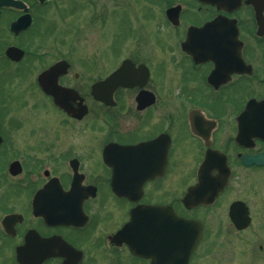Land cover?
I'll list each match as a JSON object with an SVG mask.
<instances>
[{
	"label": "flooded vegetation",
	"instance_id": "flooded-vegetation-1",
	"mask_svg": "<svg viewBox=\"0 0 264 264\" xmlns=\"http://www.w3.org/2000/svg\"><path fill=\"white\" fill-rule=\"evenodd\" d=\"M59 1L0 4V264H151L117 237L139 206L166 207L202 226L188 264L213 252L209 242L221 236L207 225H226L239 237L255 224L264 229L257 216L264 210V111L248 105L264 100V2L259 24L248 0L232 11L176 0L162 10L154 40L129 41V53L100 63L97 73L70 42L43 62L55 42L40 51L49 37L43 33L53 30L46 10L60 16ZM171 7H179L176 21L165 15ZM217 17L235 22L238 56L228 49L199 56L194 49L213 44L187 41L190 28ZM9 49L17 50L13 57ZM59 65L63 73L44 91L39 77ZM120 70L96 100L92 85ZM40 130L47 135L37 136ZM202 182L206 201L186 208L183 196ZM240 253L247 264H264L262 244Z\"/></svg>",
	"mask_w": 264,
	"mask_h": 264
},
{
	"label": "rangeland",
	"instance_id": "rangeland-1",
	"mask_svg": "<svg viewBox=\"0 0 264 264\" xmlns=\"http://www.w3.org/2000/svg\"><path fill=\"white\" fill-rule=\"evenodd\" d=\"M175 3H177L176 0H60L58 2L60 16L53 6L46 10L47 15L51 16L49 24L53 26V30L51 33H43L44 36L49 35V37L45 41L43 47L45 49L40 51L46 52V49L50 48V42L52 40L55 42L52 43L54 51L49 55L45 53L43 62H51L61 56L63 53H59L56 49L65 52L71 47L67 44L70 42L74 43L76 51L79 47L83 49V53L79 56L85 57L86 68L91 67L93 72L98 73L100 63H108L113 58L124 57L129 53L131 48L129 46L133 45V42L154 40L153 33L163 31L160 27L162 10ZM60 18L61 20H59ZM239 18L243 20L246 17L241 15ZM169 39H172V36ZM246 39L250 40V37L246 35ZM129 41L131 44L127 46ZM56 42H66V44L60 46ZM112 46L117 47L116 56L111 53ZM45 58L47 59L45 60ZM74 58L78 59L77 56ZM91 62L97 64V70L93 69L95 67ZM38 63L37 70H40L43 65L40 61ZM89 71L86 69L87 78ZM6 90L11 89L6 88ZM39 114L40 119L44 120L45 111L39 112ZM41 125L44 127L39 126L40 129L47 128V123L44 122ZM41 135L46 136L47 134L45 131L37 133V136ZM262 185L264 186V182ZM263 186H260L259 189L261 195L264 196ZM257 212L259 211L257 210ZM262 214H257V216H264V210H262ZM207 227L212 233L219 231L215 229L216 227L221 229L219 231L221 236L215 237L209 242L213 252H210L206 257L199 255L193 264H247L246 257L241 256L240 252L254 244L255 248L258 244H262L264 247V229H261L257 224L240 237L229 236L226 225L215 223L207 225ZM259 262L263 263V260H259Z\"/></svg>",
	"mask_w": 264,
	"mask_h": 264
},
{
	"label": "water",
	"instance_id": "water-1",
	"mask_svg": "<svg viewBox=\"0 0 264 264\" xmlns=\"http://www.w3.org/2000/svg\"><path fill=\"white\" fill-rule=\"evenodd\" d=\"M43 2L45 0H39ZM208 2L216 6L219 10L224 9L232 11L237 9L241 0H199ZM264 0H248L255 10V18L260 24L261 11ZM3 0H0V4ZM167 18L170 21L177 20L178 14L175 8L166 11ZM176 24V22H175ZM236 29L235 22L229 21L225 18H217L214 21L206 24L201 29H190L187 34V41H193L197 44L198 41L210 42L212 46L197 47L194 49L198 51L199 56H209L210 52H216L217 49L230 51V57H236L235 47ZM229 43L227 46L225 43ZM218 48H217V46ZM16 49H9L7 54L13 57V52ZM17 51V50H16ZM222 56V52L214 54ZM63 65L51 68L39 77V84L44 91L48 92V83L56 81L57 77L63 73ZM121 72V71H119ZM110 76L104 83L110 84L112 80L121 76V74ZM48 81V83H47ZM95 84L92 87V94L97 99V89L103 85ZM55 98L58 106L65 108V104L58 101L59 93L50 92ZM63 95L65 93H62ZM248 105L259 107L264 111V100L261 102H250ZM249 120L256 121L257 118L248 117ZM253 130L258 127H251ZM248 165V162H245ZM119 196L127 195L126 192L115 190ZM208 188L205 182L198 184V186L191 188L183 197L182 202L185 207L190 208L206 201V194ZM74 215V210L70 209L69 216ZM246 226L244 224H236L238 229ZM201 226L192 220H185L177 217L173 211L166 207H143L139 206L131 210L129 222L119 231L117 237L125 241L133 255L141 258H150L151 264H187L189 257L200 239ZM164 259V261H163Z\"/></svg>",
	"mask_w": 264,
	"mask_h": 264
}]
</instances>
